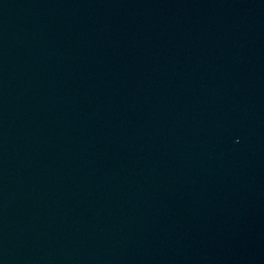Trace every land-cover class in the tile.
I'll list each match as a JSON object with an SVG mask.
<instances>
[{"label": "water", "instance_id": "obj_1", "mask_svg": "<svg viewBox=\"0 0 264 264\" xmlns=\"http://www.w3.org/2000/svg\"><path fill=\"white\" fill-rule=\"evenodd\" d=\"M0 264H264V0H0Z\"/></svg>", "mask_w": 264, "mask_h": 264}]
</instances>
